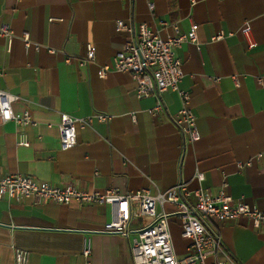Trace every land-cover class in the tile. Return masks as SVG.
Returning a JSON list of instances; mask_svg holds the SVG:
<instances>
[{"label": "crops", "instance_id": "1", "mask_svg": "<svg viewBox=\"0 0 264 264\" xmlns=\"http://www.w3.org/2000/svg\"><path fill=\"white\" fill-rule=\"evenodd\" d=\"M117 20L146 22L162 37L185 34L197 24V41L184 42L177 55L198 140L189 142L173 122L182 107L175 91L163 92L164 107L152 112L157 98H138L129 73L99 74L130 36L117 29ZM246 22L256 42L252 48L242 32ZM1 25L11 30L12 42L8 51L7 37L0 35V89L17 94L13 110L29 109L34 123L0 119V174L19 172L99 192L156 194L182 182L191 190L224 188L264 210V0H0ZM218 34L223 37L215 39ZM88 44L96 48L92 62L85 60ZM63 113L110 118L78 128L75 146L63 150ZM164 209L172 212L174 206L166 203ZM113 211L110 203L3 199L0 264H16L18 248L28 251L29 264H133L130 241L136 233L128 239L101 231ZM205 221L240 264H264V222L256 226L246 216ZM146 222L135 218L130 227ZM169 222L181 258L189 240L176 216ZM87 240L89 256L83 254Z\"/></svg>", "mask_w": 264, "mask_h": 264}, {"label": "built area", "instance_id": "2", "mask_svg": "<svg viewBox=\"0 0 264 264\" xmlns=\"http://www.w3.org/2000/svg\"><path fill=\"white\" fill-rule=\"evenodd\" d=\"M148 6L150 10L154 9L153 2H149ZM116 26L118 30H127L130 36L124 48L116 52L112 63L104 65L99 74L104 76L108 70L129 73L136 82L135 91L138 98L148 96L157 98V105L152 112L164 107L161 100L163 92L175 91L181 99L182 107L174 116L173 122L179 133L189 142L198 140L201 136L196 115L190 106V92L181 87L184 73L182 61L177 55V50L184 42L197 41V24L192 23L190 30L185 34L167 37H162L146 22L133 25L117 20ZM242 32L247 38L248 47H254L256 42L251 38L249 22H246ZM0 35L7 37L9 51L12 32L7 25L0 26ZM221 37L223 34L214 36L215 39ZM25 46L30 47L28 36H25ZM95 59L96 48L88 44L85 60L92 62ZM259 80L262 82V79ZM19 98L17 94L0 89L1 121L13 120L22 125L33 124L29 109L22 113L13 110L12 103ZM94 118L106 122L110 116L95 113L87 117H77L63 113L59 124L61 149L73 148L77 143L78 128L91 125ZM243 166L244 164H240L241 168ZM196 178L203 180L204 173L197 172ZM191 195L194 198L193 202L187 198ZM25 198L32 199L37 205L47 202L67 204L72 200L112 204L114 207L112 218L103 225L101 231L116 232L128 239L132 232L136 233L130 241L133 264H240L225 247L221 237L209 227L205 218L225 221L246 216L256 226L264 222V210L242 198H234L224 188L212 193L204 187L191 190L185 183L180 182L156 194L148 189L122 193L117 189L108 188L104 192H99L82 190L71 183L60 187L19 172L0 174V201L3 199L21 201ZM166 203L174 206L172 212L164 209ZM159 205L162 206L160 211ZM172 215L178 217L182 236L189 240L187 253L183 258H178L175 253L169 222ZM135 218H143L147 222L137 229H132L130 225ZM91 251L90 241L87 240L83 254L89 256ZM15 259L16 264H29L28 251L18 248Z\"/></svg>", "mask_w": 264, "mask_h": 264}, {"label": "rangeland", "instance_id": "3", "mask_svg": "<svg viewBox=\"0 0 264 264\" xmlns=\"http://www.w3.org/2000/svg\"><path fill=\"white\" fill-rule=\"evenodd\" d=\"M177 217V216H176ZM177 219H178V217H177ZM178 221H179V219H178ZM179 223H180V221H179ZM181 226V225H180ZM181 235H182V229H181ZM183 237V236H182ZM186 255V253L181 257V258H183L184 256Z\"/></svg>", "mask_w": 264, "mask_h": 264}]
</instances>
